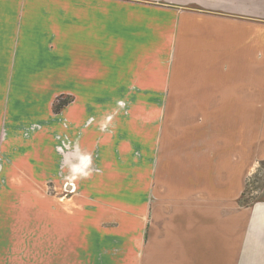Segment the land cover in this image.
<instances>
[{
    "label": "crops",
    "instance_id": "obj_1",
    "mask_svg": "<svg viewBox=\"0 0 264 264\" xmlns=\"http://www.w3.org/2000/svg\"><path fill=\"white\" fill-rule=\"evenodd\" d=\"M0 73L161 89L176 106L139 198L143 241L110 264H264V193L246 192L264 174V0H0ZM206 106H239L219 144L195 128Z\"/></svg>",
    "mask_w": 264,
    "mask_h": 264
},
{
    "label": "rangeland",
    "instance_id": "obj_2",
    "mask_svg": "<svg viewBox=\"0 0 264 264\" xmlns=\"http://www.w3.org/2000/svg\"><path fill=\"white\" fill-rule=\"evenodd\" d=\"M52 79L0 73V264H110L108 250L143 241L139 198L175 134L176 106L161 89H69ZM238 107L206 106L195 128L219 144L239 128ZM253 170L246 192L264 193Z\"/></svg>",
    "mask_w": 264,
    "mask_h": 264
},
{
    "label": "built area",
    "instance_id": "obj_3",
    "mask_svg": "<svg viewBox=\"0 0 264 264\" xmlns=\"http://www.w3.org/2000/svg\"><path fill=\"white\" fill-rule=\"evenodd\" d=\"M70 187H71V185H70ZM72 190V189H71Z\"/></svg>",
    "mask_w": 264,
    "mask_h": 264
}]
</instances>
